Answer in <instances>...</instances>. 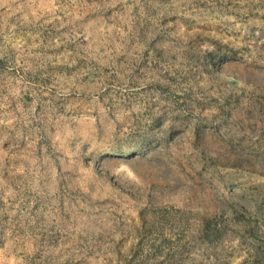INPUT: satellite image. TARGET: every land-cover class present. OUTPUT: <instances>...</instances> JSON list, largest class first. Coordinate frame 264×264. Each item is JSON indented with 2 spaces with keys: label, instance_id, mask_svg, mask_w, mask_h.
<instances>
[{
  "label": "rangeland",
  "instance_id": "obj_1",
  "mask_svg": "<svg viewBox=\"0 0 264 264\" xmlns=\"http://www.w3.org/2000/svg\"><path fill=\"white\" fill-rule=\"evenodd\" d=\"M0 264H264V0H0Z\"/></svg>",
  "mask_w": 264,
  "mask_h": 264
}]
</instances>
